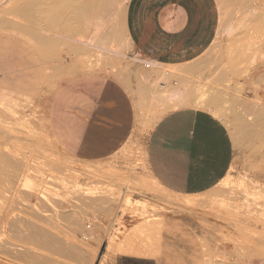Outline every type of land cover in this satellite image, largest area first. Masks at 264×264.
I'll use <instances>...</instances> for the list:
<instances>
[{
	"label": "rangeland",
	"instance_id": "374dc122",
	"mask_svg": "<svg viewBox=\"0 0 264 264\" xmlns=\"http://www.w3.org/2000/svg\"><path fill=\"white\" fill-rule=\"evenodd\" d=\"M18 1L21 2L0 1L4 12L12 6L17 15V19L11 14L6 16L8 14H2L0 7V15H4L0 17V255L18 257V261L14 260L18 264H29L30 254L36 257L38 264H95L102 245L117 246L130 229L145 225L151 229L150 233L157 232L148 238V243L155 250L150 256L160 264H264V129L260 127L264 116V23L260 29H254L256 21L263 16L264 0L258 2L255 12L239 9V4L229 15L220 14L215 0L216 32L219 24L225 27L232 24L233 31L220 34L213 45L216 35L203 54L202 62L182 68L193 67L192 72L197 75L192 77L191 87L180 95L191 97L195 106L220 119L234 147L228 177L202 196L184 198L160 191L140 172L143 170V139L172 109L167 102L175 94V76L170 73L175 67L157 62L159 68L147 71V79L142 80V84L152 90V95L139 91L135 82L126 88L135 98L136 129H141L138 144L126 147L105 165L77 163L67 158L48 137L46 121L56 90L72 77L51 74L60 57L74 61L76 56H65L63 50H57L58 55L53 53L55 58L52 53L40 52L38 44L21 30L27 27V21L23 19L20 23L23 17L18 11H22L21 3L24 5L28 0H22L20 5ZM142 1L144 5L149 2ZM232 1L235 2H228ZM128 2L124 4L125 12ZM124 16L117 18L123 27ZM6 19L11 26L3 21ZM89 28L74 39L83 43L95 40L96 37L91 36L94 26ZM108 49L112 52L103 55L101 51V55L118 59L122 66L129 65L134 55L142 57L129 50V44L125 47L111 42ZM88 50L80 56L81 63L99 59V50ZM118 50L124 52V56L114 53ZM135 69L128 74L142 71V68ZM107 71L114 77V70ZM168 73L171 77L166 78ZM216 95L217 106L209 107L208 97ZM96 186L108 193L115 191L120 197L126 188L131 202H145L150 215L126 208L116 210L119 199L115 204L113 199H117V194L98 198L94 203L91 197ZM77 223L80 232L75 233L72 224ZM168 223L173 224L171 229L180 230L177 236L161 235ZM85 225L90 226V234H84L87 240L82 239ZM96 235H100V242L93 246L91 236ZM78 237L80 259L75 256L76 252L61 251L64 244L75 248ZM94 249L97 254L92 260L89 256Z\"/></svg>",
	"mask_w": 264,
	"mask_h": 264
},
{
	"label": "crops",
	"instance_id": "0c3cea01",
	"mask_svg": "<svg viewBox=\"0 0 264 264\" xmlns=\"http://www.w3.org/2000/svg\"><path fill=\"white\" fill-rule=\"evenodd\" d=\"M148 1L144 5L142 0H129L126 6L124 22L130 50L144 59L173 66L178 73L173 79L175 94L167 102L171 111L153 125L141 144L140 172L171 197H199L228 177L234 147L220 119L195 106L191 97L184 95V104L179 105L175 96L191 87L197 73L188 76L182 68L204 60L203 54L216 36L218 10L215 0ZM183 77L189 80L185 87L179 82ZM134 101V96L104 68L72 76L58 87L51 100L46 117L48 137L77 163H111L141 138V129H136ZM167 225L162 236L180 233L179 229H171L173 224ZM72 228L80 232L79 223L72 224ZM150 230L139 226L130 229L119 245H102L95 264H160L152 257L155 250L148 243L157 232ZM77 242L75 248L64 244L61 251L76 252L80 259L79 237ZM13 258L0 255V264H18L14 260L20 258ZM28 263L38 264L31 254Z\"/></svg>",
	"mask_w": 264,
	"mask_h": 264
},
{
	"label": "bare ground",
	"instance_id": "6f19581e",
	"mask_svg": "<svg viewBox=\"0 0 264 264\" xmlns=\"http://www.w3.org/2000/svg\"><path fill=\"white\" fill-rule=\"evenodd\" d=\"M20 1L22 2V0H20ZM126 1L127 0H28V2L26 1L23 3L24 5H22L21 2H20L21 3V5H20V3L18 1L19 5L24 7V8L22 7L21 12L18 11L19 14L23 17L21 19L20 23H22L23 19H25L27 21V24H26V21L24 23L27 25V27H24L21 30L24 31L23 33L25 35L28 34L30 36V37L29 36L28 37L32 38L34 40V42L38 44V46H39L38 50L40 52H43V54L45 53L44 55H47V54L49 55L50 53H52V55H53V53L57 52V50H59L58 52H60V50H63L65 52V56L66 55L67 56L68 55L76 56V58H75L76 60H74V61H71V60L68 61L67 59L64 60L65 58L60 57L61 61L58 64H56V66L57 65L58 66L55 67L56 69H55L54 74H51L52 76L53 75H55L56 77L75 76L77 74L93 73V72H95L101 68L106 69V71L112 69V70H114L113 71L114 78L119 80L125 88H129L131 83L135 82V84H137V86H138L139 91L144 92L148 95H152V90L149 89L147 86H144L142 84V80L147 79L145 77V75L147 74V71H151V70H154V69H157L160 67V65L158 63L151 61L149 59H144L138 55H136V56L134 55L131 57V62L129 65L122 66V64L120 62H118V59L116 60L113 57L103 56L104 53H111L112 52L108 49V45L111 42H116L117 44H119V46H125V47L128 46V44H129V41L127 40L128 38L126 37L127 36L126 30L124 28L125 24L123 27V24L117 22V18L119 19V17L122 14H125V11L123 10V8H124V4ZM219 1L217 0V7H218L220 14H222L224 12L223 14L229 15V13H231L232 10H236V7L239 4H240L238 6V7H240L239 9L245 8L250 13L253 11L255 12V10L257 8H259L258 2L260 0H246L243 4L241 3L242 0H235V2L234 1L228 2L229 0H227L225 3L223 1H221V2H219ZM2 5H3V3L0 5L1 8L3 7ZM19 5L17 4V6H19ZM7 7H6V9H7ZM4 8H5V6H4ZM9 8H10V6L8 7V10H9ZM8 10L6 12H4L5 10H3V8H2V10H1V11H3L2 14L3 13H5L4 15L8 14L6 16H9V14H11V15H13V17L15 19H17V17H16L17 15L15 14V11L12 9V6H11V9L9 11ZM123 11H124V13H122ZM1 15H0V17H1ZM4 15H2L1 18H3ZM5 17H4V19H5ZM124 18H125V16H124ZM223 18H225V17H223ZM219 20L223 22L222 16H220ZM3 21H5V22L9 21V23H10V20H7V19L3 20ZM6 23H8V22H6ZM6 23H4V24H6ZM9 23H8V25H9ZM14 23H17V22L14 21ZM263 23H264V13H263L261 20H259L258 22L256 21V23L254 25V29H256V30L260 29ZM0 25H2L1 19H0ZM5 26H7V25H5ZM9 26H11V25H9ZM90 26H94V29H93L94 33L91 36L96 37L95 40L83 43V41L81 42L78 39H74V37L76 35L78 36L86 28H89ZM223 26L224 25L219 24V26L217 28V32H216L217 36H216V39L214 40L213 45L217 42L218 36L220 34L222 35V33H225L227 35L233 31L232 24H227L226 27L225 26L223 27ZM14 28L17 29L16 27H13V28L11 27L10 29H14ZM20 28H22V27H20ZM10 29H9V31H10ZM16 32L19 33L18 31H16ZM13 33H15V32L13 31ZM51 35H56V37L51 36ZM22 36H24V35L22 34ZM93 37H91V38H93ZM34 42H32V43H34ZM72 42L74 44H72ZM88 46H90V47H88ZM86 47L91 48L92 50H95V51L99 50L100 51V54H98L99 59H97L96 61H90L89 60V61L85 62V64L81 63V60H79L80 56L89 52L88 48H86ZM60 48H62V49H60ZM101 51H102L103 55H101ZM114 53L117 55L124 56V54H122L124 52H121L120 50L115 51ZM52 55L50 56L51 58H52ZM56 55H58V54H56ZM54 58H55V56H54ZM46 59H48V58L46 57ZM50 60H52V59H50ZM200 66H201V64H200ZM135 68H137V69L142 68V71L135 73V74H132V75L128 74L129 70L133 71V69H135ZM172 70H174V69H172ZM192 70H193V67H189L188 69L185 68V69H183V73L186 72L188 74V73L192 72ZM170 73H171V75L175 76V78H176V73H178V72L170 71ZM170 73L167 74L166 78L171 77ZM186 73H184V74H186ZM150 74H152V73H150ZM55 76H53V77H55ZM188 76H189V74H188ZM179 82L187 83V82H189V80L187 81L184 78L182 81L179 80ZM175 98L179 101V105L184 104L183 100L185 97L183 95L176 93ZM218 99L219 98L217 97V95H216V97L215 96L214 97H211V96L208 97L207 105L209 107H212V108L216 107L218 102H219ZM242 115H243V113H242ZM220 118H222V117H220ZM261 118H260L261 119L260 122H262L264 124V116H262ZM231 119H234V117ZM263 124L260 125V127L262 126V128L264 129ZM237 129H239V128H237ZM111 194H117V197H116L117 199H113L114 204L117 203L116 201L119 199V202L117 204L118 207L116 208V210L126 208V210L132 209V211H137L141 215H145V214L150 215V211L147 210L148 209L147 204L144 205L145 202L144 203L143 202L142 203L131 202V197L128 194L126 188H123L122 196L120 197L118 195V193L115 191H109V193H108V191H104L103 189L96 186L94 191H92L91 199L93 198L92 199L93 202L96 203L98 198L110 197ZM149 204H151V203H149ZM151 205H153V204H151ZM156 206H157L156 207V209H157L158 205H156ZM133 208H135V209L133 210ZM161 212L163 213V211H161ZM131 215L133 216L132 219H134V215H136V213L134 215L130 214L129 217ZM136 219H137V217H136ZM98 224L99 223H97V225ZM82 232H83V235L84 234H90V230L86 231L84 229ZM99 238H100V235L91 236L93 246L98 245V243L100 242ZM113 246L114 245L110 246V248ZM96 254H97V249H94V253L92 255H90L89 257H91L92 260H94L95 259L94 257L96 256Z\"/></svg>",
	"mask_w": 264,
	"mask_h": 264
},
{
	"label": "built area",
	"instance_id": "2783aa9c",
	"mask_svg": "<svg viewBox=\"0 0 264 264\" xmlns=\"http://www.w3.org/2000/svg\"><path fill=\"white\" fill-rule=\"evenodd\" d=\"M85 230L89 231L90 230V226L89 225H85ZM82 239L86 240L87 239L86 235L82 236Z\"/></svg>",
	"mask_w": 264,
	"mask_h": 264
}]
</instances>
